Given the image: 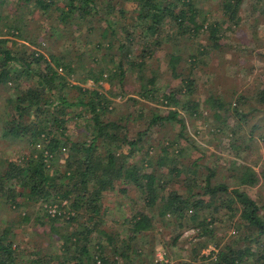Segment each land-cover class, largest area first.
I'll use <instances>...</instances> for the list:
<instances>
[{"label": "trees", "instance_id": "obj_1", "mask_svg": "<svg viewBox=\"0 0 264 264\" xmlns=\"http://www.w3.org/2000/svg\"><path fill=\"white\" fill-rule=\"evenodd\" d=\"M199 1L0 0L1 132L5 138L25 140L30 148L22 161L10 160L5 171H0V205L9 202L21 207L26 203L43 202L52 207L66 201L70 206L65 214L59 210L54 216L51 212L45 214L62 244L60 253L38 254L35 258L25 259L12 225H9L0 232V264H55V260L56 264H121L113 257L115 255L122 257L126 264H164L146 263L142 259L145 244H138V236L154 226V218L143 211L127 221V249L117 247L112 254L108 248L105 250L106 245L111 247L117 237L100 230L99 226L107 209L105 196L117 185L135 186L145 196L146 206L157 209L160 218L172 216L179 225H182L180 221L188 219L192 223L190 226L198 230L195 252L209 245L207 237H214L217 222L223 220L222 211H228L230 217L223 221L231 226L234 220L249 233L243 235L239 232L242 239L238 240L237 233H234L225 244L214 242L218 248L221 246L219 253L216 259L206 264H246L251 259L254 264H264L263 206L249 193V189L264 177V170L260 173L251 164L235 160L227 181L214 183L213 169L199 180L198 160L191 165H177V153L171 155L174 142L162 147L156 155L153 147L145 144L148 130L173 122L181 128L179 135L185 137L187 124L180 110L176 109L178 106L195 119L205 111L211 112L216 122L213 133L221 136L227 129L225 135L228 134L231 140L230 147L239 153L251 147V136L241 134L243 123H249L253 112L261 111L262 120L253 122L251 133L257 132L264 141V85L253 101L246 99V95L227 100L216 94L200 101L194 97L196 81L191 72L187 73L189 68L183 63V55L175 52H168L167 66L172 77L180 79L177 88L167 92L157 86V66V69H151V77L145 75V67L151 64L147 58H153L163 45L176 39L200 40L201 36L205 37V44L200 46L203 50L198 51L199 55H193L191 66L198 64L200 57L209 54L212 57L226 49L225 32L231 24H238L242 0H221L218 17L222 16L221 20H211L198 6ZM262 1L257 0V3ZM33 14L50 23L46 27L41 22L36 38L30 37L27 21ZM226 24L228 26L224 27ZM48 35L51 39L80 40L85 37L83 52L74 50L77 58H70L72 51L46 55L40 49L32 48V45L44 44L42 41ZM15 39L28 44L21 43L16 48ZM116 42L119 61L112 58L102 63L104 56L99 58L98 54L112 49ZM137 45L141 50L138 55L134 51ZM85 54L89 57L87 62L83 61ZM78 69L84 70L82 78L76 76ZM129 74L136 75L139 80L143 100L159 101L162 98L172 108L164 114L156 110L151 112L147 116L149 128L135 136L126 124L127 116L113 120L107 117L112 112V101L106 94L71 82L72 78L79 82L92 80L95 85L106 81L112 86L118 78L123 89V81ZM74 88L78 90V96L71 100L70 89ZM247 102L254 103L245 111L242 104ZM72 107L80 110H72ZM86 113L91 114L85 119L92 130L91 135L72 139L66 134L68 124ZM229 115L236 119L233 125L226 121ZM62 153L67 156L64 165L60 166L57 162ZM180 182L179 187L173 186V183ZM21 199L26 200L20 202ZM190 212L193 214L188 215ZM216 214H219L218 218L214 216ZM29 215L26 212L24 219H29ZM74 223L71 231L60 232L55 228L57 224L60 228H68ZM98 232L106 238L99 237L96 241L98 249L93 250L91 244L97 239L94 234L98 236ZM178 240L177 236L174 243ZM240 241L249 243L237 247Z\"/></svg>", "mask_w": 264, "mask_h": 264}, {"label": "rangeland", "instance_id": "obj_2", "mask_svg": "<svg viewBox=\"0 0 264 264\" xmlns=\"http://www.w3.org/2000/svg\"><path fill=\"white\" fill-rule=\"evenodd\" d=\"M220 3L221 0H200L198 6L203 9L211 18L222 19L220 16ZM11 1L9 2L10 7ZM131 9V6H129ZM30 37L36 38V34L39 32V27L43 19L39 16L29 15L27 18ZM46 27H49V22H43ZM230 25V23H228ZM227 24L224 25L228 26ZM229 29L225 32L224 42L227 44L226 49L223 48L221 52L214 55L200 57L198 64L192 65L190 61L193 59V55H199L198 51L203 50L200 47L206 42L205 37L198 39H176L170 44L163 45L160 50L157 51L156 56L153 58H147L148 64L145 67V75L147 78L151 77V69H157L159 78L156 83L157 86L163 90L169 92L171 89H175L180 85V79H175L170 74L167 66L168 52H175L183 55V63L186 64L187 73L191 72V75L196 81L195 99L204 100L210 94L223 95L228 99L232 98L236 100L239 96L246 95V99L249 101L255 100V95L261 86L264 85V1L262 3L257 0H242L241 9L239 11L238 24H231ZM86 30V29H85ZM83 31V30H82ZM82 34V33H81ZM10 37V35H8ZM11 38V37H10ZM72 40L71 38H49L44 39V44L40 43L39 46H33L32 48L40 49L41 52L48 55L50 52H73L69 55L71 58H77L75 52H83L84 39ZM19 48L21 43L28 44L27 41L22 39H15ZM203 41V42H202ZM40 42V41H39ZM140 46L134 48L135 54H140ZM119 48L118 42L107 51H102L98 54V57L104 56L102 63L109 62L112 58L119 61ZM126 52V51H125ZM124 52V53H125ZM123 53V54H124ZM83 61H89L87 54L83 56ZM128 68L127 63L124 64ZM194 66V67H193ZM190 67L193 70H190ZM190 70V71H189ZM78 77L84 76V70L78 69ZM130 73V71H129ZM186 73V74H187ZM71 82L75 85H80L84 88H90L92 90H99L101 93L106 94L111 99L112 112L108 113L109 118L120 119L126 117L127 126H129L133 136L137 132L146 131L148 129V117L151 112L164 114L170 109V106L166 105L165 100L160 98L154 101L143 100L139 91L141 84L137 80L136 75L129 74L123 81L124 88L122 89L119 84V79H116L114 85L103 81L101 85H95L92 80L86 82L76 81L74 78ZM78 94L77 89H70V99L75 100V96ZM78 96V95H77ZM88 98V97H87ZM254 102H247L246 105L242 104V109L247 111L250 104ZM260 107V106H259ZM176 109L180 110L181 114L186 120L187 128L185 137L180 136V126L178 123H170L169 125L156 127L147 131L145 135L146 146L151 145L154 155L160 152V149L168 143H175L171 147V155L176 152L177 165H188L196 162L198 175L200 179L205 178L206 174H209L213 169L215 175L212 179L214 183L225 182L228 180L229 169L233 161H244L253 166L255 170L263 173L264 170V141L260 139L257 132L253 135L251 133V125L258 120H262V112L256 111L250 115L249 123H243L241 127V134L253 138H250V149L246 152H238V150L230 147L231 140L226 134L216 136L213 133L215 129V119L211 112H204V114L198 118H192L184 113V109H180L179 106ZM72 110H80L78 107H72ZM264 110V109H263ZM2 106L0 107V171H5L8 161H22L24 156L29 154L30 148L25 140L17 139L12 140L5 138L2 135ZM208 113V114H207ZM91 116L90 113H86L83 117H76L74 122L68 124L66 134L72 139L83 138L90 136L92 130L87 126L86 120ZM229 119H226L228 124L233 125L236 119L229 115ZM55 130V129H54ZM230 136V133H229ZM198 148L200 151H197ZM179 151H182L179 153ZM67 154L62 153L58 156L57 164L63 166ZM201 157V158H199ZM182 183H173V186L179 187ZM251 197H253L260 206H263L264 212V177L261 181L249 189ZM145 196L135 186L117 185L115 189L108 191L104 204L107 208L104 212L103 220L99 226L100 230H105L109 234H114L117 239L111 247L106 245L109 253H113L115 248L125 249L127 244V221L132 218L134 214L139 211H143L146 214H150L154 218L153 228L142 235L138 236V244H145L142 255V259L146 263L162 262L164 264H180L182 262H191L192 264H206L216 259V255L219 253L218 248L214 242L225 244L236 234V238L242 239L239 232L243 235H248L247 228L240 226L234 220L230 223L224 222L230 217L228 211L223 210V220L217 222V230L213 234L214 237H207L209 245L204 249L197 248V235L198 230L188 219L180 221L182 225L176 221L172 216H166L160 218L158 210L148 208L145 202ZM26 199H21L20 202H25ZM66 205V206H65ZM49 211H48V209ZM52 208V209H51ZM52 210V212L50 211ZM70 206L66 201L60 206L58 203L47 205L43 202H34L33 204H23L21 207L12 206L8 203L0 205V232L3 231L9 225H12L13 233H15L16 242L21 246V250L25 254L26 258H35L38 256L60 253V246L58 234L52 224L45 217L46 212L52 213L54 216L55 211L59 210V213H67ZM29 212V219H24L25 213ZM209 213V212H206ZM193 214V213H188ZM207 218L211 219L209 214H206ZM213 215V214H212ZM218 218L219 214L214 215ZM238 217H235V220ZM74 225L70 227H59L56 225L60 232L63 230L71 231ZM62 226V224H60ZM59 233V232H58ZM148 234V235H147ZM95 238L91 244L93 250H97L98 238L101 237L105 240L103 234H94ZM144 236V237H143ZM178 236L177 243H174L175 238ZM240 237V238H238ZM216 238V239H215ZM254 238V237H253ZM129 242V241H128ZM249 241H240V245L237 247H244ZM253 242L251 241V244ZM255 246V244L253 245ZM119 249V251H120ZM127 249V248H126ZM120 260L121 264H126L122 257L118 255L113 256ZM139 257V256H138ZM207 259H203V258ZM251 259V258H250ZM55 264L57 261L55 260ZM246 264H254V260H248Z\"/></svg>", "mask_w": 264, "mask_h": 264}, {"label": "built area", "instance_id": "obj_3", "mask_svg": "<svg viewBox=\"0 0 264 264\" xmlns=\"http://www.w3.org/2000/svg\"><path fill=\"white\" fill-rule=\"evenodd\" d=\"M52 209V208H51ZM50 209V211L52 212V210Z\"/></svg>", "mask_w": 264, "mask_h": 264}]
</instances>
